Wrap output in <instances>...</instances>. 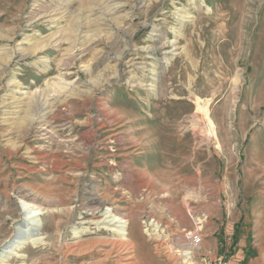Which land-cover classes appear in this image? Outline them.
Segmentation results:
<instances>
[{"label": "rangeland", "instance_id": "1", "mask_svg": "<svg viewBox=\"0 0 264 264\" xmlns=\"http://www.w3.org/2000/svg\"><path fill=\"white\" fill-rule=\"evenodd\" d=\"M215 244L264 264V0H0V264Z\"/></svg>", "mask_w": 264, "mask_h": 264}, {"label": "built area", "instance_id": "2", "mask_svg": "<svg viewBox=\"0 0 264 264\" xmlns=\"http://www.w3.org/2000/svg\"><path fill=\"white\" fill-rule=\"evenodd\" d=\"M186 237L193 247H198L202 242L201 235L196 230L188 232ZM199 264H230V261L226 256L220 255L217 258H204Z\"/></svg>", "mask_w": 264, "mask_h": 264}, {"label": "bare ground", "instance_id": "3", "mask_svg": "<svg viewBox=\"0 0 264 264\" xmlns=\"http://www.w3.org/2000/svg\"><path fill=\"white\" fill-rule=\"evenodd\" d=\"M87 200H88L89 206H96V205L97 206H102L103 205V203L100 202L99 199L96 198V197L89 196ZM110 210L113 211V209H108V211H110ZM36 216L37 215L35 213H31L30 216L28 217V221L32 222V224H36L37 223ZM186 254L188 255L189 253H186Z\"/></svg>", "mask_w": 264, "mask_h": 264}, {"label": "crops", "instance_id": "4", "mask_svg": "<svg viewBox=\"0 0 264 264\" xmlns=\"http://www.w3.org/2000/svg\"><path fill=\"white\" fill-rule=\"evenodd\" d=\"M208 256H206L205 258H217L220 256V253H219V249H218V245H214L212 247L209 248V251H208Z\"/></svg>", "mask_w": 264, "mask_h": 264}]
</instances>
